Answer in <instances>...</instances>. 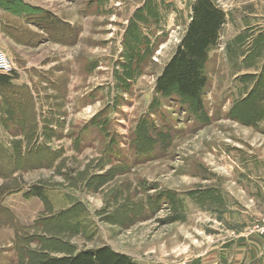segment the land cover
I'll return each mask as SVG.
<instances>
[{
    "label": "rangeland",
    "instance_id": "obj_1",
    "mask_svg": "<svg viewBox=\"0 0 264 264\" xmlns=\"http://www.w3.org/2000/svg\"><path fill=\"white\" fill-rule=\"evenodd\" d=\"M215 1L228 18L200 111L155 91L193 0H26L0 44L16 69L0 84V264L102 246L264 264V0Z\"/></svg>",
    "mask_w": 264,
    "mask_h": 264
},
{
    "label": "trees",
    "instance_id": "obj_2",
    "mask_svg": "<svg viewBox=\"0 0 264 264\" xmlns=\"http://www.w3.org/2000/svg\"><path fill=\"white\" fill-rule=\"evenodd\" d=\"M0 5L17 16L28 14L29 7L20 1L0 0ZM18 5V6H17ZM17 6V8L15 7ZM225 11L215 0H193L190 21L174 54L165 64L156 80L155 91L167 98L175 89L181 96L190 98L202 110L203 91L208 85L206 65L208 51L218 44L220 32L226 24ZM137 29L130 26V31ZM130 48L126 58L132 62L135 54ZM10 78L0 75V84H8ZM38 264H139L127 255L116 252L108 246L94 250L80 251L59 256H46Z\"/></svg>",
    "mask_w": 264,
    "mask_h": 264
},
{
    "label": "crops",
    "instance_id": "obj_3",
    "mask_svg": "<svg viewBox=\"0 0 264 264\" xmlns=\"http://www.w3.org/2000/svg\"><path fill=\"white\" fill-rule=\"evenodd\" d=\"M7 1H13V0H7ZM22 1V0H21ZM24 4H28V2H26V0L24 1ZM253 16V15H252ZM254 16H258V15H254ZM228 18V16H227ZM17 21H19V27H16V23ZM243 21L246 24V17L243 16ZM25 25L26 22L24 21V16H17L15 14H13L10 10H7V8L3 7L0 5V44L3 43V40L5 41H11L12 44H15L14 41H17V35H20V33L22 32V24ZM25 22V23H24ZM235 22V19H234ZM226 25V24H225ZM224 25V26H225ZM223 26V27H224ZM229 20L227 22V27H229ZM246 25L244 26V29H246ZM19 29V30H18ZM7 39V40H6ZM20 42L19 44L22 45H26L27 43H22ZM5 45V44H4ZM5 48V46H4Z\"/></svg>",
    "mask_w": 264,
    "mask_h": 264
},
{
    "label": "built area",
    "instance_id": "obj_4",
    "mask_svg": "<svg viewBox=\"0 0 264 264\" xmlns=\"http://www.w3.org/2000/svg\"><path fill=\"white\" fill-rule=\"evenodd\" d=\"M16 69L5 53L0 49V75L13 77Z\"/></svg>",
    "mask_w": 264,
    "mask_h": 264
}]
</instances>
